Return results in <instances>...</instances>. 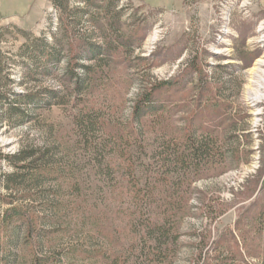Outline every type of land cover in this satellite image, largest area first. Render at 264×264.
<instances>
[{
  "label": "rangeland",
  "instance_id": "obj_1",
  "mask_svg": "<svg viewBox=\"0 0 264 264\" xmlns=\"http://www.w3.org/2000/svg\"><path fill=\"white\" fill-rule=\"evenodd\" d=\"M183 1L0 0V264H264V0Z\"/></svg>",
  "mask_w": 264,
  "mask_h": 264
},
{
  "label": "trees",
  "instance_id": "obj_2",
  "mask_svg": "<svg viewBox=\"0 0 264 264\" xmlns=\"http://www.w3.org/2000/svg\"><path fill=\"white\" fill-rule=\"evenodd\" d=\"M2 51L0 49V55H1ZM1 76H0V82H1ZM2 94V91L0 92V95ZM152 101V99L150 98V96L146 95L143 97V99H141L139 102H137L136 106H135V112L138 113V111L142 108V107H145L147 106V104H149L150 102ZM141 104V107L139 106ZM189 143L191 144L192 147H195V149H198V147L200 146L199 144V141L197 142L194 138V135L193 134H190L189 135ZM21 154V152L18 154V156ZM23 168V166H21ZM12 212H18L16 211V209H12ZM165 213L166 211H163V212H159V215H157L158 219L154 222H152V231H154V229H157V231L159 232L158 235L160 236H167V231L168 229L165 228V225H164V219H166L165 217ZM167 214V213H166ZM27 227H28V231L29 233L31 234V232L33 231L34 229V225H33V222L31 221L30 218L27 217Z\"/></svg>",
  "mask_w": 264,
  "mask_h": 264
},
{
  "label": "crops",
  "instance_id": "obj_3",
  "mask_svg": "<svg viewBox=\"0 0 264 264\" xmlns=\"http://www.w3.org/2000/svg\"><path fill=\"white\" fill-rule=\"evenodd\" d=\"M142 1H143L144 3H146V4H148V3L146 2V0H142ZM39 3H40V0H34V2L32 3V5H31L30 8H29L27 14H28V15H31V14L35 11L36 5L39 4ZM196 4H197V3H195L193 0L190 1V2L183 1V7L186 8V10L184 9V15H185V13H188V18H187V16H186V17L184 18L185 20H190L191 17H192V14L195 15V13H194V8H195V5H196ZM197 6L199 7V4H197ZM199 8H200V7H199ZM198 14H199V16H200L202 13L199 12ZM199 18H201V17H199Z\"/></svg>",
  "mask_w": 264,
  "mask_h": 264
},
{
  "label": "bare ground",
  "instance_id": "obj_4",
  "mask_svg": "<svg viewBox=\"0 0 264 264\" xmlns=\"http://www.w3.org/2000/svg\"><path fill=\"white\" fill-rule=\"evenodd\" d=\"M258 65L259 66H262V65H264V60L263 59H259L258 60ZM257 65V66H258ZM259 68V67H258ZM259 70V69H258ZM260 72H261V70H260ZM263 78H264V70H262V72H261V74L260 75H257V77H256V79H257V82H256V84L258 85V87L259 88H261V84H260V82L263 80Z\"/></svg>",
  "mask_w": 264,
  "mask_h": 264
}]
</instances>
